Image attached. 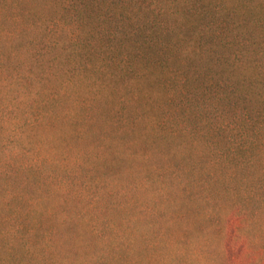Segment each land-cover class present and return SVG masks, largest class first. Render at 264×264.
<instances>
[{"label":"trees","instance_id":"1","mask_svg":"<svg viewBox=\"0 0 264 264\" xmlns=\"http://www.w3.org/2000/svg\"><path fill=\"white\" fill-rule=\"evenodd\" d=\"M0 151L86 185L0 264H264V0H0Z\"/></svg>","mask_w":264,"mask_h":264},{"label":"rangeland","instance_id":"2","mask_svg":"<svg viewBox=\"0 0 264 264\" xmlns=\"http://www.w3.org/2000/svg\"><path fill=\"white\" fill-rule=\"evenodd\" d=\"M5 65L9 66V69L12 70H15L16 68H22L24 67V56L22 54L19 56L12 55L8 58V65L7 63H5ZM43 140L44 138L41 137L34 138L32 146V150L34 152L39 149L43 154L47 151V145L54 146L55 144L53 138L49 142H45L47 145L43 142ZM22 144H25L24 139ZM2 154L3 152L0 151V164L4 161ZM25 161L26 154L24 151V163ZM9 164L11 166L16 165L14 161H11ZM20 169L21 170L14 171L13 176L7 181V185L0 183V191H11L13 193V200H15L16 196L19 194L22 197L26 208L30 209L31 214L37 218H42L43 216V221L45 224L53 226L57 220L58 214H63V212L66 211V209L63 208V205L66 204L69 207H72L74 203L73 200L76 198L79 199L81 196L79 195V192H85V182L82 181L81 176L77 173L70 172L69 174L74 176L70 175L68 177H64L60 183H57V180L50 175L51 172L46 171L45 168L41 170V165L39 163H36L31 168L24 166V168ZM2 181L3 180L1 179L0 182ZM104 182L106 181L104 180ZM121 182L124 184L122 178L109 179L106 182L109 183V186H111L107 187L109 188L108 192L113 191L114 195L119 197V193H117L115 188H117ZM104 199H107V197L104 196ZM118 201L121 200L119 199ZM260 216L262 219H264V210L260 211ZM18 218L24 224V211H22L21 214H18ZM26 221L32 223V220L29 217L26 218Z\"/></svg>","mask_w":264,"mask_h":264}]
</instances>
